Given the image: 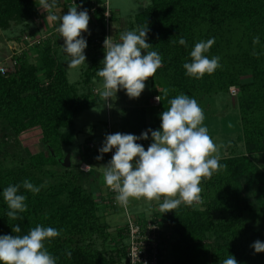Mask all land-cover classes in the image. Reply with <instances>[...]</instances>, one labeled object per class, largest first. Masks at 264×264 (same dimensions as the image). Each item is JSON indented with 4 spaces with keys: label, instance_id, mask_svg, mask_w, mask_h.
<instances>
[{
    "label": "trees",
    "instance_id": "obj_1",
    "mask_svg": "<svg viewBox=\"0 0 264 264\" xmlns=\"http://www.w3.org/2000/svg\"><path fill=\"white\" fill-rule=\"evenodd\" d=\"M68 1L57 0L52 11L64 9V15ZM91 1L84 0L83 5ZM105 10L104 6L97 10L103 34ZM39 15V0H0V28L12 30L22 25V38L25 33L37 35L26 29ZM144 26H148L147 42L152 45L146 51H156L162 58V66L153 77L165 80L169 96L213 98L221 92L228 94L231 86L239 88L232 106L240 120L244 148L233 145L230 155L220 157L221 169L202 180V205L181 203L170 212L153 213L152 217L160 218L162 226L173 231L170 264H223L229 255L238 264H264V253H256L253 247L257 240L264 242V224L255 228L246 217L247 211L259 212L249 201L251 193L264 205V172L253 158L264 152V0H149L136 14L132 28ZM82 37L96 50L91 66L84 71L85 91L69 81L52 38L30 46L38 50L35 61L24 54L12 70L0 73V122L4 123L0 137L39 127L45 147L19 156L21 166L6 168L0 161V235H25L37 225L52 227L60 235L46 241L45 247L56 264H127V223L113 233L110 225L101 221V201L85 183L91 172L77 164L62 167L60 173L50 171L57 179L51 186L42 175L47 172L46 165H60L65 155L63 145L75 141L78 114L102 102L93 93V82L101 79L96 73L103 67L100 53L105 50L84 33ZM256 37L259 43L254 45ZM180 38L186 40V46L179 44ZM210 38L215 43L204 55L219 57L220 67L202 78L188 76L184 63L192 62L190 53L196 43ZM99 149L85 150L81 159L91 161L101 155ZM110 158L111 152L103 154L101 161ZM25 180L40 191L32 193L21 186L18 194L26 197V211L18 213L20 219L11 220L3 191ZM110 206L118 209L112 201ZM17 224L21 232L13 233ZM167 248L162 249L160 264H166Z\"/></svg>",
    "mask_w": 264,
    "mask_h": 264
},
{
    "label": "clouds",
    "instance_id": "obj_2",
    "mask_svg": "<svg viewBox=\"0 0 264 264\" xmlns=\"http://www.w3.org/2000/svg\"><path fill=\"white\" fill-rule=\"evenodd\" d=\"M39 4L47 13L46 20L60 21L57 31L64 40L63 51L71 57L68 67L84 64L87 42L82 33L88 31V11H78V6L74 4L67 14L57 16L52 11L57 6V0H39ZM148 31V26H144L121 33L119 42H114L112 37L105 38L103 67L96 75L102 78L99 94L106 103L120 89H124L130 98H139L145 90L146 81L162 66L158 52L146 51L152 47L147 42ZM214 43L215 39L210 38L195 44L190 53L192 62L183 65L188 76L202 78L220 67L219 57L209 59L204 55ZM258 43L259 37H256L253 44ZM179 44L186 46L187 42L180 38ZM142 51H146V55H142ZM156 100L160 102V96ZM160 119L159 130L149 129L140 137L119 132L107 135L99 149L101 155L96 159L101 160L103 154L115 149L111 161L99 168L106 186L117 193L118 202L126 206L133 198L149 201L163 198L159 207L166 213L181 203H202V180L210 178L222 166L219 163V147L210 137L207 127L203 126L204 112L195 99L184 94L176 96L170 100V108L162 112ZM149 132L153 142L145 150L137 141L147 140ZM89 167L85 165L86 169ZM21 186L32 193L40 191V187L28 180L22 185H9L3 191V198L10 209L7 217L11 220L20 219L18 213L26 211V197L18 194ZM12 232L20 233V226L15 225ZM59 235L55 228L40 225L25 235H0V264H56L45 242ZM253 247L256 253H264V242L257 240ZM67 256L71 258V252ZM223 264L238 262L229 255Z\"/></svg>",
    "mask_w": 264,
    "mask_h": 264
},
{
    "label": "rangeland",
    "instance_id": "obj_3",
    "mask_svg": "<svg viewBox=\"0 0 264 264\" xmlns=\"http://www.w3.org/2000/svg\"><path fill=\"white\" fill-rule=\"evenodd\" d=\"M78 1L82 3L84 0ZM105 1L106 0H101V2ZM148 1L149 0H109L110 7L114 14V16L110 19V37L113 38L114 42H119L121 33L134 30V28H132V25L134 24L135 16L137 13L141 12L144 9ZM69 6L70 4L67 5V10L69 9ZM40 11L41 13L46 12L41 7ZM63 12L64 9H56L54 11L57 16H61ZM95 18L96 19H90L89 25H94L97 27L94 28L89 26L88 31L84 33L86 37L91 38L92 40H94V42L96 38L102 39L103 34L101 28L98 25V15ZM11 29L12 30H3L2 28H0V54L6 57L3 63L9 68V71L12 70L16 65H13L11 61L18 59L21 55L20 49L16 47L17 45H15L14 42H11V40L20 37V34L23 32V30L17 28L16 26H13ZM49 31L50 29H42L39 34ZM29 32L32 34L34 33L30 30ZM55 38H60L58 41L56 40L55 45L63 41V38L59 35L52 38V40H54ZM63 46L64 44L59 47L60 50L57 46L56 48L61 55L62 63L67 69L69 81L77 85L80 91L87 90V87L84 84L83 80L84 71L87 67L91 66V57L93 59L94 52L96 51H94V46L87 42V47L84 51L86 61L84 64L75 68L68 67V62L70 61L71 57H69L63 51ZM103 52L100 53V63H102L105 58V52L104 54ZM34 53H38V50L35 49ZM93 87V93L100 96L99 92L100 90H102V78L99 80L95 79L93 82ZM235 87L237 89V93L239 94V88L237 86ZM168 89V85L163 78L157 76L151 77L146 81L145 90L142 92L139 98H130L126 94V91L124 89H120L117 92L116 96L110 98L107 103L102 99L101 103L95 105L90 109L82 111L74 120V130L76 131L75 141L70 146L63 145L65 155H63L62 160L65 161L66 158H68V161L70 162L69 167L71 166V164H77L80 166V168L82 166L85 168V165H89L90 167L89 169L87 168L88 170H86V172L92 171V163L98 161L101 162L96 163L97 166L95 167L97 168V172L95 170L92 171L91 176L89 178L87 177L88 179H85L87 187H89L90 184H94V188H92L91 190L94 192L96 199L99 198V190L96 189V186H99L98 188H100V184L106 185L103 179V173L99 167L106 166L111 161V159L107 161L104 160L105 162L97 160L96 158L91 159V161H84L81 159L82 153L85 150L92 152L97 148L99 149L104 144L106 136L110 134L119 132L122 134H133L137 137H140L143 132H146L149 129L153 131L159 130L161 125L160 116L163 111L170 108V100L175 98L169 96L170 94H168ZM160 92L163 93V97L159 94ZM238 94L236 96H238ZM155 95L160 96V102L156 101L154 97ZM233 96L234 95L230 90L228 94L221 92L215 95L213 98H209L207 96H198L193 98L203 109L205 117L203 126L207 127L210 137L219 147L220 157L230 155L232 153L231 151L234 149L233 145H237L242 149L244 148L243 141L240 140V120L237 115L236 109L232 106L233 103L237 101V99L235 98L236 96ZM108 105H110L111 107H109ZM3 131L4 123L2 124L0 122V135L3 134ZM2 140H4V142H2ZM149 140L152 141L150 132ZM0 141L1 166H4L6 168L21 166V163L18 162L19 156H27L28 154L33 153L35 154L45 148L42 142V132L39 127L29 128L28 130L23 131L16 136L10 135L3 138L0 137ZM146 141L147 140H138L137 143H140L145 148V150H147L151 142L146 145ZM90 142H93V144H90ZM19 143L20 146H18ZM240 151L242 150L236 152ZM111 153H113L114 155L115 149H113V152ZM253 158L257 162V165H259L260 169L264 172V152L254 155ZM62 160L60 165L48 164L45 166V168H47V172L46 174L42 175L43 180L45 181L47 186L57 184V179L53 175H50L48 172H62V167L66 166L62 162ZM88 180H93V182H90ZM112 193L116 194V192ZM201 200L203 201L202 198ZM249 201L254 205L256 210H259V212L247 211V220L250 222V224L254 225L255 228H259L264 224V205L258 204V199L254 193L250 194ZM129 202L130 205L129 203L126 205L129 211L124 209V205L119 207L118 210L114 209L111 206H108L107 210H110L111 212L107 211V215L104 214L105 210H101L100 205L99 214L101 215V221L107 222L110 225V230L113 233L117 232V229L119 227H123L124 225H126L128 214L134 218L138 215L142 216L145 219L152 217V209L161 210L159 205L163 203V198H161L159 201H149L145 198H133L130 199ZM154 202H158L155 207L153 205ZM104 204L111 205V199H105ZM193 204H196L197 206L202 205V203ZM259 205L260 207L257 208ZM172 232L173 231L171 230L170 226H163V233L168 240V248L166 251L168 257L166 260V264H170V261L172 260L170 257V250L172 249L175 242V237ZM125 242H128L127 238Z\"/></svg>",
    "mask_w": 264,
    "mask_h": 264
},
{
    "label": "built area",
    "instance_id": "obj_4",
    "mask_svg": "<svg viewBox=\"0 0 264 264\" xmlns=\"http://www.w3.org/2000/svg\"><path fill=\"white\" fill-rule=\"evenodd\" d=\"M73 6L76 4L78 6L77 10H87L90 19H96L97 10L100 6H104L105 10V21H106V30L102 34V39L96 38L95 42L101 44L104 48V41L106 37H110V19L112 16V9L110 7L109 0L105 2H98L92 0L89 4L83 5V2L80 3L78 0H70L68 5ZM68 10L66 9L65 14ZM62 16V15H61ZM60 26V21H54L49 32H44L38 35H31L25 33L23 35V40L27 46H33L34 44H42L46 40L54 38L60 34L57 31V28ZM13 65L17 63V60L11 61ZM9 71V68L3 63L0 62V73L6 74ZM230 90L233 95L237 94V89L235 86H231ZM155 99L157 95L154 96ZM157 101V100H156ZM89 166V165H88ZM85 169L83 166L81 167ZM110 192H115L113 189L109 188ZM117 195V193H116ZM115 195V196H116ZM112 202L115 205H121L120 202L116 200V197ZM123 206V205H121ZM125 210H128L126 206H123ZM127 212V211H126ZM127 228H128V248H127V264H160L162 259V249L168 246V241L165 239L163 233L162 220L160 218L150 217V218H134L128 214L127 218Z\"/></svg>",
    "mask_w": 264,
    "mask_h": 264
},
{
    "label": "crops",
    "instance_id": "obj_5",
    "mask_svg": "<svg viewBox=\"0 0 264 264\" xmlns=\"http://www.w3.org/2000/svg\"><path fill=\"white\" fill-rule=\"evenodd\" d=\"M46 16H47V13L46 12H44V13H41V15H39V16H37V17H34L32 20H30L28 23H29V26H28V29H26L27 31H33L35 34H39L41 31H42V29H45V30H49V29H51V26H52V24H53V22H51V21H48V20H46ZM60 16V15H59ZM90 27H97V26H92V25H89ZM88 26V27H89ZM17 28H20V29H23V26L22 25H19V26H16ZM57 41L60 39H58V38H55ZM54 39V40H55ZM55 40V41H56ZM11 42H14L15 43V45H17L16 47H18L19 49H20V51H21V55L20 56H22V55H24V54H27V57L29 58V60L30 61H35L37 58V55H38V53H34V48L33 47H30V46H27V44L25 43V41L23 40V38L21 37V34H20V37H17L16 39H14V40H11ZM64 44V40L63 41H61L59 44H58V49H59V47L60 46H62ZM9 48H10V45H9ZM60 50V49H59ZM13 51V50H12ZM91 56V55H90ZM0 59H1V61L0 62H4L5 61V59H6V57H4V56H2L1 54H0ZM91 61H92V57H91ZM69 79V78H68ZM153 94H155V93H153ZM87 139H89V138H87ZM149 142H151L152 143V141H150L149 140V138L147 139V141H146V145L149 143ZM90 144H93V142H90ZM102 145V144H101ZM104 145V144H103ZM102 145V146H103ZM111 152H113V150L111 151ZM112 155H111V158L110 159H112V156H113V153H111ZM79 158H80V156H79ZM109 160V159H108ZM107 161V160H106ZM103 162H105V161H103ZM102 162V163H103ZM87 163V162H86ZM96 163H101L100 161H98V162H95V163H92L91 164V166L93 165V167H92V171H96L97 172V168L95 167V166H97L96 165ZM91 171V172H92ZM90 182H93V180L92 181H90ZM95 183V182H94ZM92 185V186H91ZM94 184H90V186L92 187V188H94V186H93ZM101 186H100V188H98L99 186H96V189H98L99 190V192H98V194H99V199L101 200V210L102 211H104L105 210V212H104V214H108V212H111L110 210L108 211L107 210V208H108V206L110 207V205H107V204H104V202H105V199H111V201L112 200H114V198L116 197L115 195L116 194H114V193H112V192H110L109 191V188L106 186V185H103V184H100ZM104 201V202H103ZM129 203V205H130V202H128ZM158 204V202H154V207H155V205H157ZM117 208H119V207H121V205H118V206H116ZM114 208V207H113ZM114 209H116V208H114ZM128 209V208H127ZM118 210V209H117ZM108 211V212H107ZM129 211V210H128ZM156 211H160V210H156V209H152V214L153 213H155ZM143 216H146V215H143ZM136 217H139V218H143L142 216H140V215H138V216H136ZM127 239H128V237H127ZM128 243V242H127Z\"/></svg>",
    "mask_w": 264,
    "mask_h": 264
},
{
    "label": "water",
    "instance_id": "obj_6",
    "mask_svg": "<svg viewBox=\"0 0 264 264\" xmlns=\"http://www.w3.org/2000/svg\"><path fill=\"white\" fill-rule=\"evenodd\" d=\"M143 53V52H142ZM63 163L66 165V166H69L70 165V162L68 161V158H66L65 161H63Z\"/></svg>",
    "mask_w": 264,
    "mask_h": 264
}]
</instances>
